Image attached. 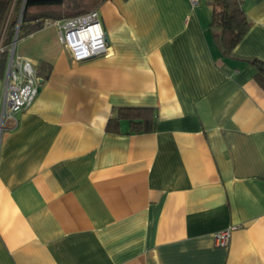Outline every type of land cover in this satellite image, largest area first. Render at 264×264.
I'll use <instances>...</instances> for the list:
<instances>
[{"label": "crops", "instance_id": "obj_1", "mask_svg": "<svg viewBox=\"0 0 264 264\" xmlns=\"http://www.w3.org/2000/svg\"><path fill=\"white\" fill-rule=\"evenodd\" d=\"M212 1L100 0L110 51L81 61L51 25L17 40L40 88L5 120L0 264H264V0L230 53Z\"/></svg>", "mask_w": 264, "mask_h": 264}, {"label": "trees", "instance_id": "obj_2", "mask_svg": "<svg viewBox=\"0 0 264 264\" xmlns=\"http://www.w3.org/2000/svg\"><path fill=\"white\" fill-rule=\"evenodd\" d=\"M100 0H0V75L3 76L8 52L5 48L16 35L19 39L43 27L45 18H62L95 8ZM210 24L213 35L224 53H230L249 27L240 0H213ZM22 8V9H21ZM255 78L264 87V60L251 58ZM148 107H119L115 118L126 117L131 130L148 131L153 119ZM109 124V128H110Z\"/></svg>", "mask_w": 264, "mask_h": 264}, {"label": "built area", "instance_id": "obj_3", "mask_svg": "<svg viewBox=\"0 0 264 264\" xmlns=\"http://www.w3.org/2000/svg\"><path fill=\"white\" fill-rule=\"evenodd\" d=\"M188 1L191 5L199 2V0ZM44 25H53L57 28L58 39L69 51L73 60L81 61L95 55L108 54L110 51L97 8L68 17L45 18ZM17 40L15 35L5 47L8 56L0 97V147L5 120L11 118L16 122V112L27 108L32 103L40 86V77L34 69L32 60L16 53ZM3 49L4 47L0 45V50ZM234 227L228 226L214 232V242L226 245L230 231Z\"/></svg>", "mask_w": 264, "mask_h": 264}, {"label": "rangeland", "instance_id": "obj_4", "mask_svg": "<svg viewBox=\"0 0 264 264\" xmlns=\"http://www.w3.org/2000/svg\"><path fill=\"white\" fill-rule=\"evenodd\" d=\"M50 27L54 28L55 26H52V25H51ZM54 29H55V28H54ZM16 43H17V42H16Z\"/></svg>", "mask_w": 264, "mask_h": 264}, {"label": "water", "instance_id": "obj_5", "mask_svg": "<svg viewBox=\"0 0 264 264\" xmlns=\"http://www.w3.org/2000/svg\"><path fill=\"white\" fill-rule=\"evenodd\" d=\"M40 88V86L38 87V89Z\"/></svg>", "mask_w": 264, "mask_h": 264}]
</instances>
